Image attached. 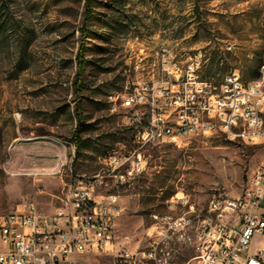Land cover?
<instances>
[{"label": "rangeland", "instance_id": "1", "mask_svg": "<svg viewBox=\"0 0 264 264\" xmlns=\"http://www.w3.org/2000/svg\"><path fill=\"white\" fill-rule=\"evenodd\" d=\"M85 1L0 0V215L29 205L52 213L71 186L94 181L108 154L131 146L134 110L123 106L125 95L143 83L170 85L174 64L183 73L198 64L202 79L216 83L233 73L244 83L260 77L264 0H93L77 88ZM145 156L141 176L123 185L103 177L97 189L119 196L118 245H139L153 214L185 213L168 208L180 193L195 205V233L214 195L242 193L264 147L212 136L151 147ZM177 250V264L196 254L186 244Z\"/></svg>", "mask_w": 264, "mask_h": 264}, {"label": "built area", "instance_id": "2", "mask_svg": "<svg viewBox=\"0 0 264 264\" xmlns=\"http://www.w3.org/2000/svg\"><path fill=\"white\" fill-rule=\"evenodd\" d=\"M198 67L183 73L174 64L166 72L170 85L143 83L125 95L123 106L134 110L131 146L108 154L94 181L71 186L54 212L41 214L29 205L0 215V264H79L97 255L110 256L112 264H177L175 252L177 243L185 245L183 237H191V243L202 237L187 264H264V160L242 193L229 196V202H221L225 193L213 196L204 233L193 232L195 205L180 193L168 208H188L185 213L153 214L139 245H118L119 196L97 194L103 177L123 185L141 176L151 147H182L212 136L264 147V92H255L236 73L219 83L203 80ZM204 85H214L215 94H206ZM148 130H155V138H148ZM210 208H217V215H210ZM165 251H172L171 259H163Z\"/></svg>", "mask_w": 264, "mask_h": 264}, {"label": "bare ground", "instance_id": "3", "mask_svg": "<svg viewBox=\"0 0 264 264\" xmlns=\"http://www.w3.org/2000/svg\"><path fill=\"white\" fill-rule=\"evenodd\" d=\"M263 69H264V62L260 66V77L249 82V86L254 87L255 92H264V71H262ZM204 92L206 94H215L214 85H204ZM148 138H155V130H148ZM221 202H229V197L222 194ZM210 215H217V208H210ZM205 228H207V218H205L202 221L201 225L196 229V233H204ZM183 244L191 246L196 252V244H202V237H195V243H191V237H183ZM177 252H175V257ZM171 258H172V251L163 252V259H171Z\"/></svg>", "mask_w": 264, "mask_h": 264}, {"label": "trees", "instance_id": "4", "mask_svg": "<svg viewBox=\"0 0 264 264\" xmlns=\"http://www.w3.org/2000/svg\"><path fill=\"white\" fill-rule=\"evenodd\" d=\"M92 3H93V0H86L85 1V5H86L85 19H84V24L81 28V43L79 45V49H78V53H77V57H76L77 71H76L75 85L77 88L81 86L82 76H83L84 69H85L84 57H85L86 48L84 45V39L86 38V35H87V25L92 18V13H91ZM77 116H78V126H77V129L75 131V141L78 144H80L82 119H81L80 114H77Z\"/></svg>", "mask_w": 264, "mask_h": 264}]
</instances>
